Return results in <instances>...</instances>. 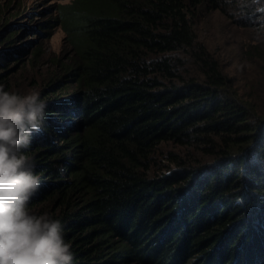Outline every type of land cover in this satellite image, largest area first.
I'll return each mask as SVG.
<instances>
[{
	"label": "trees",
	"instance_id": "1",
	"mask_svg": "<svg viewBox=\"0 0 264 264\" xmlns=\"http://www.w3.org/2000/svg\"><path fill=\"white\" fill-rule=\"evenodd\" d=\"M213 11L257 30L249 94L197 35ZM45 25L72 49L38 94L30 208L62 221L73 264H264V0H72Z\"/></svg>",
	"mask_w": 264,
	"mask_h": 264
},
{
	"label": "clouds",
	"instance_id": "2",
	"mask_svg": "<svg viewBox=\"0 0 264 264\" xmlns=\"http://www.w3.org/2000/svg\"><path fill=\"white\" fill-rule=\"evenodd\" d=\"M46 103L0 87V264H73L62 221L30 208L40 179L26 149Z\"/></svg>",
	"mask_w": 264,
	"mask_h": 264
},
{
	"label": "rangeland",
	"instance_id": "3",
	"mask_svg": "<svg viewBox=\"0 0 264 264\" xmlns=\"http://www.w3.org/2000/svg\"><path fill=\"white\" fill-rule=\"evenodd\" d=\"M71 1L0 0V52L13 49L18 53V60L11 58L12 71L8 80L12 84V92L38 95L48 74L56 68L55 59L72 49L60 25L38 26L47 19H55L61 6ZM256 31L254 26L238 25L220 11L201 15L196 25L199 39L225 70L236 76L239 91L247 94L253 78H257V64L249 58H242V53ZM10 36L15 42L8 45L5 39ZM161 149L177 150L171 143L162 144Z\"/></svg>",
	"mask_w": 264,
	"mask_h": 264
}]
</instances>
